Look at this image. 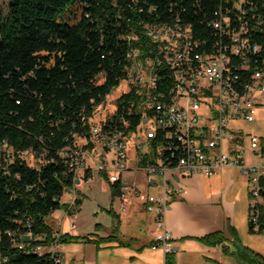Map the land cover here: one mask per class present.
<instances>
[{
  "label": "built area",
  "instance_id": "1",
  "mask_svg": "<svg viewBox=\"0 0 264 264\" xmlns=\"http://www.w3.org/2000/svg\"><path fill=\"white\" fill-rule=\"evenodd\" d=\"M203 18L204 26L194 28L185 20L176 27L154 23V28H145L142 24L149 44L135 50H143L145 61H153L147 85L133 93L131 102H124L129 84L139 83L143 70H136L135 64L122 69L128 85H121L120 79L117 95L92 112L87 135H72V143L59 153L71 180L63 194L99 176L116 186L120 214L129 210L132 200L140 199L153 218L154 247L164 255L173 253L164 227L166 213L193 176L239 170L254 199L249 204L252 224L258 216L255 198L260 196L259 180L264 177V145L262 138L243 137L236 124L253 122L257 108L264 107V65L257 64V56H264V0H224L223 18H214L212 13ZM163 70L172 71L171 93H161ZM134 115H141L140 130H132ZM246 148L251 150L249 164ZM0 151L10 162L16 155L5 142ZM131 152L136 162L132 173L141 174L144 188L156 193L144 194L136 179H127ZM17 158L30 166L39 162L30 151L17 152ZM174 159H182L181 173L166 171V164H173ZM7 236L19 249L29 245L26 240L42 239L30 231L7 232ZM31 250L49 253L54 264L63 263L56 242Z\"/></svg>",
  "mask_w": 264,
  "mask_h": 264
},
{
  "label": "trees",
  "instance_id": "2",
  "mask_svg": "<svg viewBox=\"0 0 264 264\" xmlns=\"http://www.w3.org/2000/svg\"><path fill=\"white\" fill-rule=\"evenodd\" d=\"M219 7L224 0H7V15L0 13V148L5 142L16 155L10 162L0 151V264H54L49 253L31 250L54 242L126 245L115 232L98 238L53 234L45 218L63 207L59 200L71 182L59 153L72 135H87L95 107L124 81L130 50L145 57L135 50L149 44L142 24L185 20L193 28L204 26V14ZM23 151L39 160L37 166L17 158ZM259 188L264 200V177ZM256 206L255 225L248 207V233L264 235V205ZM26 231L42 239L26 240L29 245L19 249L7 236ZM228 232L237 259L264 264L262 256L240 245L233 228ZM199 240L227 253L222 232ZM164 260L174 264L173 253Z\"/></svg>",
  "mask_w": 264,
  "mask_h": 264
},
{
  "label": "crops",
  "instance_id": "3",
  "mask_svg": "<svg viewBox=\"0 0 264 264\" xmlns=\"http://www.w3.org/2000/svg\"><path fill=\"white\" fill-rule=\"evenodd\" d=\"M130 154L127 179H136L144 194L156 193L153 189L144 188L141 174L132 173L136 162L132 158L133 153ZM232 171L243 180L242 183L247 184L239 170H221V174L215 176H223L227 181L225 191L221 194L220 190L207 191L203 181L208 177L197 175L186 181L184 194L172 201L165 216L164 227L171 237L174 264H249L233 255L236 248L228 232L230 227L236 231L243 248L264 258L263 251L259 249V242L252 238L258 235L248 233L250 236H247V240L255 246L243 243L235 228L232 204L227 201L225 195L234 184ZM112 187L113 185L99 176H94L90 182H81L76 186L75 192L64 193L60 197L59 202L63 207L48 215L45 222L53 234H69L75 237L90 235L92 238H98L110 235L108 232H115L119 241L126 245L119 246L116 242L102 244L99 248L93 244L82 243L59 245L64 260L65 253L71 255V261L65 263L63 260L62 264H103L105 260L102 256L109 254L105 249H110V259L114 264H165L163 251L158 247L148 246L154 242L156 230L153 218L144 211L141 200H132L129 210L120 214L119 201L116 195L112 194ZM109 210L114 214V219L107 213ZM214 232L223 233L226 254L221 246L211 247L200 242L199 239ZM45 251L47 252L48 248Z\"/></svg>",
  "mask_w": 264,
  "mask_h": 264
},
{
  "label": "rangeland",
  "instance_id": "4",
  "mask_svg": "<svg viewBox=\"0 0 264 264\" xmlns=\"http://www.w3.org/2000/svg\"><path fill=\"white\" fill-rule=\"evenodd\" d=\"M0 13L2 16L7 15V0H0ZM121 85H125L124 82H121ZM120 86L113 89L110 94L105 98V100L102 102L103 104H107L108 100H111L112 97L116 96L119 92ZM93 120V118H92ZM91 120V121H92ZM90 121V122H91ZM237 127L240 128L243 137L249 138L250 136H254L257 138H263L264 137V107H258L255 114V119L251 123H243L239 122L236 124ZM245 162L249 164L251 161V150L246 148V155H245ZM32 164H36V160L32 159ZM218 174L212 175L208 178L204 179V188L209 190H215L218 191L221 194L224 193L225 187L227 185L226 179L224 177L215 178V176L220 175ZM232 180L234 184L228 189L226 199L229 203L232 204V218L234 221L235 228L237 230L238 236L240 238V241H243V243L252 244L255 246L253 242H249L247 240V236H250L248 234V227H247V218H248V207L249 204L254 202V199H251L249 197V193H247V184L242 183L243 180L236 174L235 171H232ZM252 200V201H251ZM112 232H108V234H111ZM252 238H255L259 242V249L263 251L264 253V235H258L253 236ZM253 240V239H252ZM246 246V245H244ZM37 253L41 254V251L35 250ZM65 252V249H63ZM105 251H109V254H111L110 249H105ZM108 253H105V255L102 256V258L105 260L103 264H114V262L111 261L110 255ZM230 260V259H228ZM65 263L66 261H71V255L65 253Z\"/></svg>",
  "mask_w": 264,
  "mask_h": 264
},
{
  "label": "bare ground",
  "instance_id": "5",
  "mask_svg": "<svg viewBox=\"0 0 264 264\" xmlns=\"http://www.w3.org/2000/svg\"><path fill=\"white\" fill-rule=\"evenodd\" d=\"M223 9L224 7H219L213 14L214 18H223ZM182 25H184V23H180L177 20H175L174 22L169 21L165 23H160L157 25V27H176ZM145 28H154V25L145 26ZM127 59L130 61L129 68L134 67L135 64L136 70H143V74H140L139 83L129 84V93H125L124 95L125 97L124 102H131V100H133V93H137V91H141L142 86L147 85V74H150L151 70H153V61H145V57L140 58L137 51H131V50L127 54ZM143 61H145L144 67H143ZM257 64L264 65V56H257ZM123 82L125 85H128V78H125ZM172 84H173L172 71L163 70L162 82H160L161 93H171ZM101 104L95 107L94 112H96L97 109H99ZM141 128H142L141 115H134V120H132V130H140ZM166 171H173V173H181V171H183L182 159H174L173 164H166ZM259 204H263V200L261 196H256L255 206Z\"/></svg>",
  "mask_w": 264,
  "mask_h": 264
}]
</instances>
